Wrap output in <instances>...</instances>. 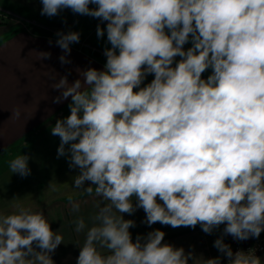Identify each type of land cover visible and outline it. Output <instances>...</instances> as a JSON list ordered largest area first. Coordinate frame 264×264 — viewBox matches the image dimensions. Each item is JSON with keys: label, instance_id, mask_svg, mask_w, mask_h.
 <instances>
[{"label": "clouds", "instance_id": "obj_1", "mask_svg": "<svg viewBox=\"0 0 264 264\" xmlns=\"http://www.w3.org/2000/svg\"><path fill=\"white\" fill-rule=\"evenodd\" d=\"M41 3L48 17L70 9L106 21L111 45L104 70L88 68L83 81L69 84L63 76L53 86L60 91L54 103L71 98L70 115L51 129L60 137L58 157L79 169L74 188L94 190L103 203L77 264H194L192 252L162 243L159 229L133 242L135 222L123 214L138 208L149 226L199 224L211 234L226 224L223 233L236 240L258 238L264 231V0ZM104 35L98 25L97 36ZM57 36L66 55L80 39L75 31ZM66 55L62 64L70 63ZM209 68L212 74L202 79ZM148 74L154 79L140 87ZM28 160L13 159L11 172L30 175ZM17 209L0 214V264H54L51 253L63 236L42 211ZM85 228L79 218L76 231ZM214 247L228 264H262L252 251L233 253L223 235Z\"/></svg>", "mask_w": 264, "mask_h": 264}, {"label": "crops", "instance_id": "obj_2", "mask_svg": "<svg viewBox=\"0 0 264 264\" xmlns=\"http://www.w3.org/2000/svg\"><path fill=\"white\" fill-rule=\"evenodd\" d=\"M58 38L31 29L13 34L12 28L0 19V214H13L18 211V205L33 212L42 211L52 231L63 236V243L51 253L54 264H77L87 230L96 223L94 217L103 203L94 190L88 195L74 188V177L79 174V169L69 168L67 156L58 157L60 137L53 136L51 129L58 119L70 115L69 111L57 118L71 98L54 103L60 91L53 86L63 76H67L69 84L77 79L83 81L82 71L88 68L104 70L105 65L91 59L80 48V41L72 43L71 51L66 55L56 44ZM190 47L192 45L184 50ZM41 53H51V56L42 59ZM62 55H66L70 63L62 64L59 59ZM180 59L177 56L172 66ZM151 81L145 77L140 87ZM20 155L29 157L31 172L26 177L12 173L9 167L11 161ZM89 184L86 181L85 187ZM74 204L79 205L78 211H74ZM123 216L135 222V226L129 229L133 242L137 236L144 237L159 229L165 233L162 243L183 247L185 253L192 252L196 258L194 264H203L209 259L205 248L207 239L212 240L214 258L219 256L214 242L225 236L223 225L207 234L199 224L195 228H173L159 222L149 226L145 223L146 214L142 208ZM79 218H83L86 225L81 232L76 231ZM188 264H193V260L190 259Z\"/></svg>", "mask_w": 264, "mask_h": 264}, {"label": "rangeland", "instance_id": "obj_3", "mask_svg": "<svg viewBox=\"0 0 264 264\" xmlns=\"http://www.w3.org/2000/svg\"><path fill=\"white\" fill-rule=\"evenodd\" d=\"M42 7L41 0H0V19L12 28L13 34L17 28L31 29L36 33H48L53 36H57L58 32H79L80 48L91 59L93 58L103 65L106 64L107 58L104 51L106 48L111 47L107 41L106 21L87 15L75 14L70 9H63L57 16L48 17L41 15ZM89 7L95 8L96 5L90 4ZM98 25L105 29L103 37L97 36ZM188 45H192L191 39L185 46ZM206 71L202 74V77H208L212 74L211 68ZM146 77L151 81L154 79V74H148ZM4 152L6 153V151Z\"/></svg>", "mask_w": 264, "mask_h": 264}, {"label": "built area", "instance_id": "obj_4", "mask_svg": "<svg viewBox=\"0 0 264 264\" xmlns=\"http://www.w3.org/2000/svg\"><path fill=\"white\" fill-rule=\"evenodd\" d=\"M222 225L224 227L226 226V224ZM223 239L224 243L231 247L233 253L237 251H244L245 253L252 251L261 259L262 264H264V231L261 232L258 238H249L244 241L236 240L231 235H225ZM205 248L209 252V259L214 258V254L211 252V250L214 249L211 239H207V241H205ZM218 255V257L221 259V264H228V258L224 254L218 251Z\"/></svg>", "mask_w": 264, "mask_h": 264}, {"label": "trees", "instance_id": "obj_5", "mask_svg": "<svg viewBox=\"0 0 264 264\" xmlns=\"http://www.w3.org/2000/svg\"><path fill=\"white\" fill-rule=\"evenodd\" d=\"M20 30H22V28H17V30H15L14 32H18V31H20ZM186 45V44H185ZM183 46V47H186V46ZM189 46V45H188ZM207 71H205L204 73H206ZM70 111V109H69V107L67 106V107H65L64 109H63V111L58 115V117L57 118H60L62 115H64L65 113H67V112H69ZM56 119V118H55ZM54 118L52 119V120H55Z\"/></svg>", "mask_w": 264, "mask_h": 264}]
</instances>
